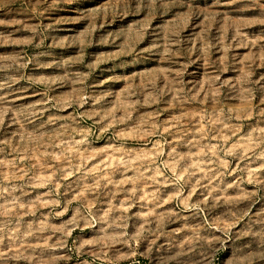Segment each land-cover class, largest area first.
Listing matches in <instances>:
<instances>
[{
  "label": "rangeland",
  "instance_id": "obj_1",
  "mask_svg": "<svg viewBox=\"0 0 264 264\" xmlns=\"http://www.w3.org/2000/svg\"><path fill=\"white\" fill-rule=\"evenodd\" d=\"M0 264H264V0H0Z\"/></svg>",
  "mask_w": 264,
  "mask_h": 264
}]
</instances>
